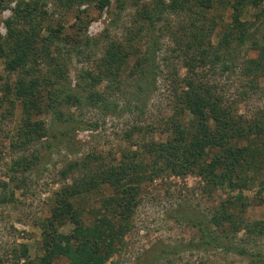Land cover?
I'll return each instance as SVG.
<instances>
[{"label":"rangeland","instance_id":"1","mask_svg":"<svg viewBox=\"0 0 264 264\" xmlns=\"http://www.w3.org/2000/svg\"><path fill=\"white\" fill-rule=\"evenodd\" d=\"M152 1L111 0L109 6L101 10L98 0L82 3L80 0H0V32L4 38L9 33L7 20L15 17L14 9L19 2L38 6L32 23L16 20L18 30L33 40L31 57L27 58L32 78L45 83L57 70L72 90L83 95L96 90L105 97L96 105L89 102L69 107L64 104L65 115H73L85 125L77 129L58 127L63 130H55V136H50L51 147L46 149L41 140L19 145L18 135L26 118L22 100L14 92L20 73L10 70L11 57L0 56V264H23L24 247L28 248L31 260L37 262L43 255V225L51 215L55 193L62 184L60 172L70 161L90 152L102 155L106 163L119 162L125 153L145 166L146 174L137 205L127 221L128 228L121 239L116 240L115 252L106 264H264L218 248H186L175 252L177 247L201 238L197 228L185 220V209L209 220L222 206H228L237 220L264 221V200L261 201L264 193L260 182L240 193L228 186L212 189L195 174L159 173L161 164L147 154L149 144L165 141L171 135L167 120L175 114V80L182 79L187 71L177 56L178 37L193 31L194 24L207 28L214 24L211 41L218 45L233 24L235 2L213 0L208 9L196 7L187 14H166L154 31L145 29L132 41L128 40L141 26L138 10ZM240 18L253 26L257 45H264V1L259 6H245ZM60 25L64 27L62 40L51 45L41 57L34 58L33 54L45 47L44 39L50 30ZM120 41L129 54L119 75L113 74L111 79L92 88L91 79L83 75L96 69L109 46ZM9 42L11 39L4 43L7 48ZM253 46L258 47L249 43L231 49L236 57L232 64L237 65L234 71L220 63L204 70L208 73L204 79L234 101L238 113L247 118L264 110V78L262 88H256L255 79L242 71L244 60L258 56ZM47 51L52 56H47ZM39 97L41 108L32 119L49 127L52 114L44 86ZM35 155L40 156L39 160L32 159ZM21 158L34 163L27 170L13 168L15 161ZM260 174L264 178V164ZM11 177L19 181L25 179L20 183L22 188H14ZM114 194L113 188L103 186L78 198L76 205L89 221L92 209L97 210L106 196ZM3 197L8 202L1 203ZM72 228L68 223L61 231L68 233ZM227 232L228 236L222 233L221 237L245 247L250 253L264 255V235H248L244 229L234 233L232 226H227ZM159 256L162 258L157 260ZM66 263L67 259L60 257L52 264Z\"/></svg>","mask_w":264,"mask_h":264},{"label":"trees","instance_id":"2","mask_svg":"<svg viewBox=\"0 0 264 264\" xmlns=\"http://www.w3.org/2000/svg\"><path fill=\"white\" fill-rule=\"evenodd\" d=\"M86 1L89 0H80L81 3ZM110 1L98 0L99 8L104 10ZM263 1L235 0L233 24L216 46L212 44L210 35L214 24L207 28L203 24L198 27L192 22L195 29L178 37L177 56L183 61L187 71L182 79L175 80V114L167 120V129L171 135L165 141L153 142L146 147L150 158L161 164L158 166L159 173L164 171L183 176L195 174L201 176L212 189L228 186L230 190H238L240 193L244 189H252L260 182L261 192L264 193V178H261L260 174L264 164V110L251 118L239 114L235 102L219 93L208 79H204L208 76L204 71L207 66L212 68L220 63L233 71L237 68V65H232L236 61L232 48L249 43L258 46L254 39L256 32L253 26L243 21L240 15L245 6H259ZM212 5L213 0H153L151 4H144L142 9L138 10L141 26L136 32H132V37L128 40L132 41L145 29L154 31L166 14H187L196 7L208 9ZM37 9V5L31 6L29 3L17 4L14 9L15 17L7 20L8 36L4 38L0 32V56L11 57L10 70H17L20 73L14 85V92L22 100L26 118L18 135L20 139L18 144L27 145L41 140L47 149L51 147L48 139L55 136L57 131L77 129L85 125L73 115H65L66 112L62 109L64 104L69 107L89 102L96 105L104 101L105 97L96 90L89 95L72 90L70 83H64L63 75L57 70L47 77L45 83L39 78H32L27 58L31 57L33 40L22 30H18L16 22L32 23ZM63 29L62 25L52 28L44 39L45 47L38 54L34 53L33 57L36 55L41 57L51 45L62 40ZM6 39H11L8 48L4 45ZM124 48L125 44L121 41L113 43L102 55L97 68L84 73V78L91 79L92 88L104 80L111 79L113 74L119 75L129 54ZM253 48L258 50V56L244 60L242 71L255 79L254 87L262 88L264 45ZM227 51L229 52L226 53ZM46 55L52 56L50 51H47ZM42 86L47 89V104L52 114L49 127L44 126L42 121L32 119V115L41 108L39 95ZM39 158V155H35L32 159ZM33 163L34 161L28 162L27 158H21L15 161L13 168L27 170ZM145 174L144 164L138 163L135 157L129 158L125 153L117 163H106L104 157L96 152L87 153L70 161L60 172L59 180L62 184L55 193L51 215L43 225L44 253L36 262L30 259L28 248L24 247L21 256L26 260L23 264H52L60 257L67 259L66 264H106L115 252L116 240L121 239L128 228L127 221L137 205V197ZM11 181L15 182L14 188L19 189L23 186L20 183L25 179L19 181L11 177ZM103 186L113 188L115 194L106 196L97 210L92 209L90 213L92 217L87 221L83 211L76 205V200ZM14 193L13 190L12 197ZM263 200L264 196L261 201ZM5 202H8V199L3 197L1 203ZM242 204L245 206V202ZM185 210L187 211L184 214L185 220L197 228L201 238L198 242L177 247L175 252L186 248H218L254 260L253 262L259 260L264 263V255L250 253L245 247H239L226 240L227 238L221 237L222 233H228L227 226H232L234 233L244 229L248 235L256 233L264 235L263 220L253 222L244 218L237 220L228 206H222V210L218 212V209L209 220L193 210ZM68 223H71L73 228L68 233L62 232V227ZM157 258L160 260L162 257Z\"/></svg>","mask_w":264,"mask_h":264}]
</instances>
